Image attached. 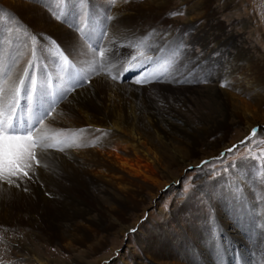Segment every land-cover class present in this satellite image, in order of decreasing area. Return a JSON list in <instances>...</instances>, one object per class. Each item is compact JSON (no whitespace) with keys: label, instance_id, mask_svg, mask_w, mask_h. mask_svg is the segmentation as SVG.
Listing matches in <instances>:
<instances>
[{"label":"bare ground","instance_id":"obj_1","mask_svg":"<svg viewBox=\"0 0 264 264\" xmlns=\"http://www.w3.org/2000/svg\"><path fill=\"white\" fill-rule=\"evenodd\" d=\"M2 1L22 17L30 34L36 33L35 43L41 50L38 61L33 60V71L37 73L36 96L45 91L48 93L45 107L55 101L54 108L48 109L52 116H45L44 125H37L36 130L51 137L53 143L56 139L76 140V144L70 147L61 144L47 149L40 156V165L33 164L29 178H13V185L0 182V233L15 228L24 235L23 238L8 240V249L17 260L26 254L30 264L83 262V257L102 248L108 232L116 227L120 233L129 230L123 217L137 204H143L146 194H156V190L165 183L176 180L172 177L167 179L169 170L181 163L194 164L195 160L190 158L197 154V147L204 142V134L224 133L229 124L242 122L245 136L256 129L255 122L264 119L261 111L263 99L256 96V62L240 44L230 53V67L225 66L222 57L226 53L223 48L227 38L208 31L211 28L210 0H178L187 10L186 21L195 23L194 32H188L183 38H176L173 24L171 27L165 25L168 22L166 13L158 10L155 19L158 22L147 23L136 14V8L130 7L131 3H139L141 9L161 8L171 0H115V3L113 0H67L66 4L65 0H44L43 4L35 0ZM53 12L61 15L62 19H55ZM109 16L113 19L108 20ZM202 18L206 22L196 25ZM81 30L91 33L92 40L99 41L96 49L89 47L92 41L86 40ZM104 32L107 34L102 35ZM161 34H168L172 40L186 44L198 43L204 50L203 54L194 56L197 59L191 61L187 53L182 71L186 64H189L186 68L194 64V69L202 76H208L210 81L222 79L225 86L218 88L207 84L188 88L167 80L169 77L162 82L137 84V76L128 83V73L137 70V75H140V69L129 64L132 55L144 51L137 48L138 42L146 37V43L154 44ZM2 42L8 40L4 38ZM57 44L72 52L69 57L72 70L89 80L87 84L73 87L63 97L53 95L54 91L66 87L57 67ZM31 45L32 40L27 54L21 53V59L13 66L14 71L10 70L5 80L19 82L24 75L26 58H31ZM100 48L111 50L114 55L108 64L93 66L92 53ZM212 52L218 53L215 59ZM239 52L246 59L244 63ZM216 64L218 66L214 67ZM92 67H95V74ZM125 68L130 70L124 71ZM109 72L117 75L123 72V76L114 81ZM50 74L51 85L48 82ZM3 78L0 76V80ZM29 80L28 88L31 89L30 78L26 83L28 85ZM22 98H27L23 92ZM195 106L199 107L200 119L203 120H197L200 125L183 114L184 111L191 113ZM17 115L27 120L32 113L29 109L25 111L22 102ZM248 170H239L244 180L243 188L251 199L257 201L264 196V185L260 186L261 189L250 185L252 171ZM204 188L201 187L203 192ZM236 191L233 181L219 187L224 198L217 196L220 194L215 191L217 195L212 196V202L218 206L215 219L207 216L209 212L204 211L205 207L198 208L195 197L175 208L173 214H166L159 229L168 237V246L164 243L167 247L161 249L162 257L148 255L149 258L158 264H228L227 249L217 246V241L213 240V235L218 232L215 227L218 223L211 220H217L223 226L228 221L233 226L239 224L238 218L243 216V211ZM68 193H73L70 200L66 196ZM77 196L81 198L80 202L76 201ZM256 212L260 218L257 224H260L264 205L258 211L256 207ZM175 217H178L179 224L175 223ZM240 223L242 226L243 222ZM6 231V235L9 234ZM33 237L42 242L55 239L68 253L79 249L81 254L74 255L72 262L49 259L30 247L29 239ZM137 241L145 255L144 238L139 236ZM13 242L18 245H12ZM133 258V264H141L135 256ZM17 260H13L14 264H18ZM101 261L100 258L91 264H100ZM110 264L128 262L118 258Z\"/></svg>","mask_w":264,"mask_h":264},{"label":"rangeland","instance_id":"obj_2","mask_svg":"<svg viewBox=\"0 0 264 264\" xmlns=\"http://www.w3.org/2000/svg\"><path fill=\"white\" fill-rule=\"evenodd\" d=\"M35 1H38L36 2L38 4H43L42 2H44V0ZM137 1L140 2L139 0ZM138 4L139 3H131L130 7L136 8L138 10L136 14H139L142 19L144 18L147 23L158 22V20H155L158 15V10L162 13H166L165 15L167 16L168 22L165 23V25L171 27V24H173L177 36L176 38L187 37L188 32L192 33L195 30V27L193 29L195 23L186 21L187 10L185 5L180 4L178 0H171L167 6L161 8L157 7L155 9H141L138 7ZM208 4H210L209 11L211 12V23L209 25L211 28L208 29V31L216 36L227 38L223 48L226 53L222 57L225 61V66L228 68L230 67V53H233L235 47L241 44L243 46L241 47L242 50L253 58L251 60L256 62L254 65L256 67L255 73L257 79L255 84L256 96L260 95L264 102V0H210ZM77 10L78 9H76V11ZM67 16H69V14H67ZM69 17H71V15ZM21 18L0 0V37H2V41L4 38L8 40V42L0 43V56L5 57V63L8 61V54H10L11 57L14 58L12 61L13 65L16 64V61L21 59V53L24 51V53L27 54L30 46L32 34H30V29ZM202 19H199L196 25H200V23L204 21L206 22L205 19ZM25 26H27V30L30 34L28 38H25L23 35ZM180 32L182 33L181 35ZM9 43H11V45H9ZM25 45H27V47H25ZM187 45H189V47L186 51L191 61L197 59L194 56L202 55L204 52L198 43L189 42ZM244 52H242L243 55H245ZM217 54L216 52H212V58L215 59L218 56ZM239 54L241 55V52H239ZM185 57H187V54ZM241 57L244 63L246 59L242 55ZM29 58L30 56L26 58V61H28ZM184 60V63L182 62L179 68L181 74L176 77L181 81L178 83L180 86L189 88L193 86L203 87L207 84L212 86L214 84L215 87L220 88L221 83H224L222 79L210 81L208 76H202L200 71L194 69V64L190 68H186V66L189 65L186 64L184 67L185 72L182 71L185 64ZM26 66L27 63L24 67ZM217 66V64L216 66L214 65V67ZM13 69V67L10 68L11 71H14ZM186 72H190L191 74H186ZM136 73L137 72H134L132 77L126 78V81L132 83L137 76ZM197 75L200 77H197ZM6 78L7 76H4L2 80ZM167 80L173 79L169 77ZM190 81L192 83H190ZM29 84L30 80L28 86ZM22 102L23 108L27 111L29 109L27 98H22ZM197 107L195 106L191 113L185 111L183 113L186 117L191 119L193 123L200 119V110H198L199 107ZM261 108V111L264 112V103ZM205 119L207 122L210 121L208 118ZM199 121L203 120L200 119ZM255 123H257V132L256 135L250 139H246V137H249L251 132L243 136L245 125L242 124V122H233L229 124L230 126L226 128V132L224 133L213 132L210 136L209 134H204V142H208V144L205 145L203 142L197 147V154L190 158L195 160L193 161L194 164L181 165V163L169 170L167 179L172 177L176 180L165 183L159 190H156V194H146V199L143 204H137L136 207L132 208L124 215L123 218L126 220L125 224H127L129 230L120 233L116 227L114 230L107 233V238H105L101 249L92 255L83 257V262H74V264H91L100 258L102 259L100 264H110L118 258H122L124 261H127L128 264H133L134 256L141 264H158L155 261L153 262L148 255L162 257L163 253L161 249L168 246V237L166 238L159 229L165 215H169L170 212L172 213L175 208L184 204L187 199L195 197L198 208L201 209V207H205L204 211L206 210V213L209 212L207 216H211L215 219L218 214V206H216L215 202H212V197L209 198L205 196V193L208 189L219 193V187H221L223 183L229 184L231 181L236 185V194L238 198L241 199V211H243V216L241 217L239 215V224L235 226H233L234 224H232L231 221H228V224L223 226V224H220L217 220L216 222L211 220L215 224L218 223V226H215L218 232L213 235V240L217 241V246H223L227 249L226 262H228V264H264V216H260L262 224H257L260 218L258 212H256V207L258 211V209L264 205V196L262 195V198L257 199V201L254 198L251 199L248 196V192L243 188L244 180L239 171L240 169L246 172L249 171L248 169L252 171L249 183L254 186V188L261 189L260 186L264 185V119L258 120ZM200 124L201 123H198V125ZM242 136L243 138H241ZM217 138L220 140H217ZM229 149H231V151H227ZM201 187H205L204 192ZM71 194L73 193L66 194L68 200L72 199ZM219 194L220 195L217 196L222 198L223 194ZM76 201L80 202L81 198L78 197ZM248 215L249 217H246ZM174 221L179 224L178 217H175ZM240 222H243L242 226ZM249 225H251V228H247ZM253 228L256 229L254 230ZM14 229L8 228L7 231L9 234L7 235L5 233L6 229L3 233H0V264H14L13 260H17L10 249H8V240H15L17 237L23 238L24 235H20V230ZM103 234L106 235V233ZM139 236L143 237L145 240L143 244V249H146L145 255L140 244L137 243V237ZM257 237H259L258 241L256 240ZM164 243L167 246H165ZM13 244L17 243L13 242L12 245ZM29 245L35 248L40 255L58 261L61 259L62 261L72 262L74 255L81 254L79 249L68 253V251L62 248L60 243L55 239L50 242L49 240L42 242L36 237H33L29 239ZM255 250L258 251V255L255 254ZM28 259L26 254H22L18 257L19 262L18 260L16 262H18V264H30L27 261Z\"/></svg>","mask_w":264,"mask_h":264},{"label":"snow or ice","instance_id":"obj_3","mask_svg":"<svg viewBox=\"0 0 264 264\" xmlns=\"http://www.w3.org/2000/svg\"><path fill=\"white\" fill-rule=\"evenodd\" d=\"M67 0H65V4ZM115 3V0H113ZM70 10V9H69ZM175 14V13H174ZM55 19L61 20V15H57L53 12ZM108 20H112L111 16L107 17ZM81 34L86 40L92 41L89 47L96 49L98 40H92L91 33H84L81 30ZM106 35L107 33H101ZM25 38L29 37V31L25 26L23 32ZM37 37L35 34L31 35V58L27 61V66L24 67L22 75L19 78L18 83H11L9 80H0V182H7L9 185H13L15 181L13 178H29L30 172L33 170V164L39 166L40 156L46 152L47 149L55 148L58 145L72 146L76 144V140L71 141L56 139L55 142H51L52 138L41 134L37 131V125H44L45 116H52V112L49 108H54L55 101L45 107L46 97L48 93L45 91L39 96H36V83L37 73L32 69L34 67L33 60L38 61V52L41 50L36 45ZM146 37H142L136 45L137 48H143L144 51L138 52L137 55H132L129 60V64L134 65L140 69V75L137 77L135 83L145 84L152 81L162 82L165 77H172L175 83H180L179 79H176L181 73L179 68L187 54L189 45L184 41L172 40L168 34H161L159 40L153 43H146ZM2 41V37H0ZM55 43V42H54ZM27 47V45H25ZM131 47V46H130ZM59 62L57 67L63 84L66 87H61L57 91L53 92V95L63 97L66 92H70L73 87H78L83 83H88V79H84L78 72L72 70L69 57L72 56V52H68L67 49L62 48L59 44L56 46ZM68 53L67 55L65 53ZM19 54V53H17ZM88 55V53H83ZM114 52L100 48L98 52H93L91 56V64L94 66L100 64L101 66L108 64L111 56ZM123 55V53H122ZM97 56L99 59H97ZM13 57L8 54V62L5 63V57L0 56V76L9 75V70L13 67ZM18 63V61H16ZM47 62V61H46ZM130 68H125L124 71H128ZM91 71L95 74V67L91 68ZM111 79L119 81L123 76V72L117 74L108 73ZM151 77V80L149 79ZM30 78L33 87L28 88L26 79ZM49 84H52L51 74L49 75ZM224 83H221V87H224ZM25 93L27 97V104L29 111L32 115L27 120H23L17 115L20 109L21 94ZM35 99V103H34ZM257 130L252 129L249 137L250 139L256 135ZM79 146V145H77ZM59 150L63 151V148ZM231 151V149L227 150ZM223 155V154H221ZM16 186H19L18 184ZM217 195L213 191L205 193V196L212 197Z\"/></svg>","mask_w":264,"mask_h":264}]
</instances>
